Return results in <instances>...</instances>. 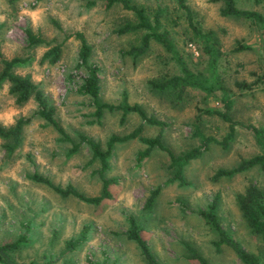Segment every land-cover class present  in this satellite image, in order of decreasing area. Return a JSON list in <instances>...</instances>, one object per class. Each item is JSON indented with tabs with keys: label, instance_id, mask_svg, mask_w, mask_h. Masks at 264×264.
<instances>
[{
	"label": "rangeland",
	"instance_id": "obj_1",
	"mask_svg": "<svg viewBox=\"0 0 264 264\" xmlns=\"http://www.w3.org/2000/svg\"><path fill=\"white\" fill-rule=\"evenodd\" d=\"M148 13L163 9L161 25L186 65L197 70L202 66L199 44L186 26L184 13L175 0H130ZM192 22L214 31L223 53L218 72L233 99L231 116L242 123L264 129V55L260 31L243 18L221 16V4L211 0H184ZM238 6L259 9L253 0H240ZM132 13L103 0H0V58H18L10 72L27 77L54 108L53 118L73 143L62 140L54 127L36 114L32 95L16 104L9 91L10 83L0 79V126L11 127L23 118L19 145L7 153L10 141L0 138V245L14 240L29 229L26 241L9 253L14 264H87L85 258L99 264H145L137 246L127 239V218L132 217L158 264H197L186 259L184 244H189L208 264H240L226 247L215 249V232L197 212L216 197V215L221 226L247 252L264 260V238L246 227L235 196L252 183L264 192V170L252 167L230 176L211 179L218 169H230L241 159L259 152L252 133L235 128L227 147L209 144L208 149L189 161L181 171L182 182L168 181L172 176L164 151L151 148L138 164L135 155L145 146L138 139L114 143L107 158L103 178L114 177L108 190L110 198L97 205L73 197L60 196L29 177L35 173L58 187L71 185L85 196L98 194L100 179L95 170L98 160L91 157L78 136L104 149L110 135L121 136L141 122L135 113L123 114L114 109L94 116L87 96L76 92L82 69H76L78 42L72 36L80 32L90 46L88 62L98 68L100 102L117 105L122 101L138 105L163 126L143 124L141 135L160 133L161 142L174 155L199 144L194 126L205 136L219 139L225 124L214 116L201 115L197 108H220L217 99L189 89L178 102L171 95L150 88V80L176 74L178 67L169 53L150 41L147 49L133 56L126 51L139 43L142 31L117 33ZM42 42L29 45L24 30ZM236 43L247 50L232 51ZM59 45L57 61L43 59L44 52ZM2 65L0 63V72ZM235 82H244L238 88ZM157 195L149 209L144 202L149 192ZM183 207V211L181 210ZM87 226V238L74 251L63 252L65 242Z\"/></svg>",
	"mask_w": 264,
	"mask_h": 264
},
{
	"label": "trees",
	"instance_id": "obj_2",
	"mask_svg": "<svg viewBox=\"0 0 264 264\" xmlns=\"http://www.w3.org/2000/svg\"><path fill=\"white\" fill-rule=\"evenodd\" d=\"M86 1L88 4H91L95 0ZM103 1L106 7L116 3L123 10L132 13L134 16V21L124 23L116 30L117 33L142 31L138 45L130 47L126 51L127 54L137 56L147 49L150 41H154L159 44L164 51L169 53L176 63L178 67L176 74H172L161 79L150 80L148 82L150 88L159 93H168L173 97L175 102L180 101L189 89L198 90L207 97L217 99L220 104V108L199 107L196 109L197 118L200 120L199 118L201 115L216 117L225 124V133L219 139H216L212 136H205L201 134L198 127L194 126L193 135L199 137V144L177 155H174L169 149L163 146L160 133H157L153 137L142 136L141 128L143 124L161 127L164 123L155 120L150 116H146L144 111L136 104L130 105L125 101H122V103L117 105L100 102L99 78L97 74L98 68L88 62L90 46L86 43L80 32H75L72 34L78 42L75 68L82 69L84 71V75L80 79L76 92L87 96L90 99L91 105L94 108L93 114L96 118L100 117L103 110L111 111L117 109L122 111L123 114L135 113L140 118L141 122L138 126L126 134L121 136L110 135L105 142L104 149H101L98 143L86 138L85 136H78L79 143H85L90 151L91 157L98 160L99 167L95 170L101 183L98 194L85 196L69 184L63 188L54 186L49 179L35 173L31 174L29 178L34 182L46 185L60 196H69L87 204L97 205L102 200L110 198L108 187L116 183V179L114 177H102L103 172L108 169L107 158L111 153L114 143L134 138L138 139V141L142 143L145 148L136 153V164L148 155L151 148L155 147L164 151L168 159V166L172 172V176L167 180H176L181 183V171L183 166L189 161L199 157L202 152L208 149L209 144H215L222 148L227 147L228 143L233 139L235 128L237 126L243 127L252 133L256 144L259 146V152L248 158L241 159L230 169L216 170L211 179L230 176L234 173L252 167H258L259 169L264 170V129L257 128L249 123H242L232 118L231 110L233 107V99L228 94V90L224 85V79L218 72V65L222 59L223 53L220 50L219 39L214 31L210 29H202L197 26L196 23L192 22L190 10L184 3V0H175L177 7L185 15L188 30L199 44V55L202 57V66L200 69L192 70L177 53L168 31L161 25L163 9L157 8L151 13H148L142 6H136L131 3L130 0ZM211 1L221 4V7L219 8V14L221 16L243 18L258 26L260 31L261 51L264 55V0H253L254 3L259 6V9L239 7L238 1L240 0ZM24 33L29 45L42 42L39 37L31 34L28 29L24 30ZM247 49H249L248 46L236 43L232 51ZM59 54V45H53L44 52L43 59L46 58L48 62L53 63L58 60ZM20 61L21 60L14 57L8 60L0 58V63L2 65L0 79L4 78L10 83L9 91L14 95V101L16 104L24 103L28 100L30 95H32L37 107L36 114L45 122L52 125L62 140L70 141V139L55 122L53 118L54 108L43 93L36 89L35 85L27 77H18L10 72L11 67ZM235 85L238 88L246 87L244 82H235ZM24 121L25 120L23 118H18L11 127L5 128L0 126V138L10 141L9 144L5 145L7 153H11L19 145ZM70 145L71 147L67 152L68 154L76 151L78 143L70 141ZM157 192V188L149 192L144 202L145 209H149L151 207ZM235 202L240 212V216L250 232L256 236L264 238V192L256 185L248 183L243 188L241 193H238L235 196ZM180 208L183 211V207L180 206ZM197 214L215 232L217 240L213 242V246L216 250L219 249V246L228 248L235 255L240 264H264V260H260L255 255L244 250L240 244L221 226L216 215V197H213L205 209L199 210ZM127 222L128 228L124 234L127 239L131 240L137 246L145 264H158L150 252L146 241L140 236V230L133 218L128 217ZM23 227L24 232L18 234L14 240L0 245V264H14L9 257V253L17 249L26 241V232L29 227L27 224H24ZM87 231V226H83L75 237L68 239L64 244L63 252L74 251L78 246H80L87 238ZM184 247L187 252L185 256L186 259L195 260L197 264H208L206 260L201 257L189 244H184ZM85 262L87 264H99L88 257L85 258Z\"/></svg>",
	"mask_w": 264,
	"mask_h": 264
}]
</instances>
